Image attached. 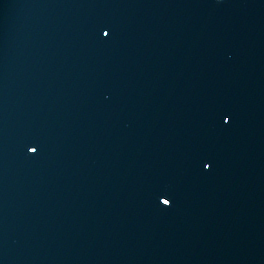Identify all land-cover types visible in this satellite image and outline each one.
I'll return each instance as SVG.
<instances>
[{"label": "water", "instance_id": "water-1", "mask_svg": "<svg viewBox=\"0 0 264 264\" xmlns=\"http://www.w3.org/2000/svg\"><path fill=\"white\" fill-rule=\"evenodd\" d=\"M263 79L264 0H0V264H244Z\"/></svg>", "mask_w": 264, "mask_h": 264}, {"label": "snow or ice", "instance_id": "snow-or-ice-1", "mask_svg": "<svg viewBox=\"0 0 264 264\" xmlns=\"http://www.w3.org/2000/svg\"><path fill=\"white\" fill-rule=\"evenodd\" d=\"M103 35H104V36H108L109 33H108V32H104ZM28 151H29V152H32V153L34 154V153L37 151V148L30 147V148L28 149ZM207 167H209V166H208L207 164H205V168H207ZM170 203H171V202H170V200H168V199L165 201V204H166L167 206H169Z\"/></svg>", "mask_w": 264, "mask_h": 264}, {"label": "clouds", "instance_id": "clouds-1", "mask_svg": "<svg viewBox=\"0 0 264 264\" xmlns=\"http://www.w3.org/2000/svg\"><path fill=\"white\" fill-rule=\"evenodd\" d=\"M217 2L219 3V2H220V0H217Z\"/></svg>", "mask_w": 264, "mask_h": 264}]
</instances>
